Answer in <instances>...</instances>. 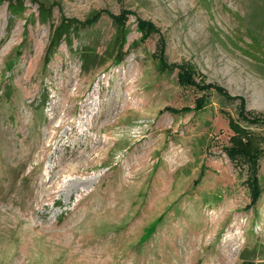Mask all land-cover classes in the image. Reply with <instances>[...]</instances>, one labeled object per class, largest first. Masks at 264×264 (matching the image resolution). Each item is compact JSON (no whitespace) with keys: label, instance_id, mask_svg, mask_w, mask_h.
<instances>
[{"label":"rangeland","instance_id":"374dc122","mask_svg":"<svg viewBox=\"0 0 264 264\" xmlns=\"http://www.w3.org/2000/svg\"><path fill=\"white\" fill-rule=\"evenodd\" d=\"M23 1L13 22L0 5V264L264 262V155L253 206L227 155L224 112L237 119L239 102L213 92L198 111L201 93L158 62L193 67L264 118V0ZM40 3L57 24L104 14L49 61ZM124 13L123 62L86 68ZM139 21L160 34L142 39ZM249 128L264 149V126Z\"/></svg>","mask_w":264,"mask_h":264},{"label":"trees","instance_id":"16d2710c","mask_svg":"<svg viewBox=\"0 0 264 264\" xmlns=\"http://www.w3.org/2000/svg\"><path fill=\"white\" fill-rule=\"evenodd\" d=\"M4 2L9 3V11L11 13V22L19 16L24 9L23 0H0V5ZM104 14V13H103ZM103 14L92 16L87 23L78 22L74 19L62 18L60 23H55L53 12L47 5L40 3L39 5V21L42 23L52 24V35L50 44L47 49V60L52 59L63 42H71L73 36L87 28L92 27L100 20ZM115 24L116 33L111 40L106 51L101 56L94 52H86L84 54V65L90 66L97 64V67L105 66L107 63H121L125 57L126 37L129 31L127 23L129 21V13H124L120 16H109ZM12 26H10L11 31ZM138 28L142 33V39H149L152 35L160 34L158 28L152 23L139 21ZM164 41V40H163ZM165 43V42H164ZM163 43V44H164ZM165 54L159 56L160 72H174L178 70V82L182 88H191L201 93V96L196 100L195 109L203 111L209 104L210 95L215 92L220 97L228 101H238L237 119L231 114L225 113V117L229 120V127L233 131V136L230 139L231 146L227 148V155L237 165L246 167L248 170V183L252 191V206L259 202L262 194L259 181V163L264 155L262 141L263 139L250 130V126H264V118L246 112V101L243 97H232L225 88L216 84H207L205 80L197 81L198 76L193 67L168 65L164 59ZM50 61V60H49ZM246 124V125H245ZM242 264H264V262L256 263L253 259H244Z\"/></svg>","mask_w":264,"mask_h":264},{"label":"bare ground","instance_id":"6f19581e","mask_svg":"<svg viewBox=\"0 0 264 264\" xmlns=\"http://www.w3.org/2000/svg\"><path fill=\"white\" fill-rule=\"evenodd\" d=\"M108 124H109V126H112V125L115 124V122H112V120L109 118V119H108ZM147 163H148V158H147V157L143 158V159H142V164L146 165ZM221 223H222V222H221Z\"/></svg>","mask_w":264,"mask_h":264}]
</instances>
